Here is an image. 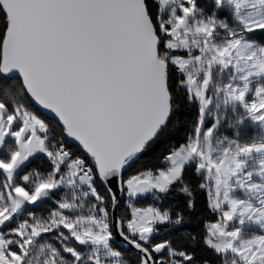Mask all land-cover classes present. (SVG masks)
<instances>
[{
	"label": "snow or ice",
	"instance_id": "6c2138e0",
	"mask_svg": "<svg viewBox=\"0 0 264 264\" xmlns=\"http://www.w3.org/2000/svg\"><path fill=\"white\" fill-rule=\"evenodd\" d=\"M0 264H264V0H0Z\"/></svg>",
	"mask_w": 264,
	"mask_h": 264
},
{
	"label": "trees",
	"instance_id": "16d2710c",
	"mask_svg": "<svg viewBox=\"0 0 264 264\" xmlns=\"http://www.w3.org/2000/svg\"><path fill=\"white\" fill-rule=\"evenodd\" d=\"M249 135H250V132H249Z\"/></svg>",
	"mask_w": 264,
	"mask_h": 264
}]
</instances>
